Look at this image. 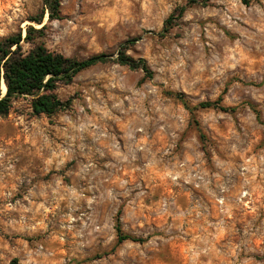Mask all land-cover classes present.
Wrapping results in <instances>:
<instances>
[{"label": "clouds", "instance_id": "obj_1", "mask_svg": "<svg viewBox=\"0 0 264 264\" xmlns=\"http://www.w3.org/2000/svg\"><path fill=\"white\" fill-rule=\"evenodd\" d=\"M0 264H264V0H0Z\"/></svg>", "mask_w": 264, "mask_h": 264}]
</instances>
